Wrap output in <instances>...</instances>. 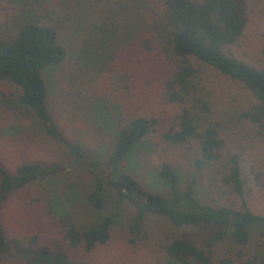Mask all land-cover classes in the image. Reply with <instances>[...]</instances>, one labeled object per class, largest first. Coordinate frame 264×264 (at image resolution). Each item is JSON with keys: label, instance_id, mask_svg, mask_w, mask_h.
I'll return each mask as SVG.
<instances>
[{"label": "rangeland", "instance_id": "1", "mask_svg": "<svg viewBox=\"0 0 264 264\" xmlns=\"http://www.w3.org/2000/svg\"><path fill=\"white\" fill-rule=\"evenodd\" d=\"M129 3L131 0H0V38L11 39L27 23L57 30L67 57L44 72L48 106L57 126L81 146L86 160L105 166L114 147L116 129L130 112L152 116L159 120L157 131L125 159L124 171L148 191L168 196V186L157 176L159 167L166 162L178 170L181 192L192 185L203 204L240 208L239 199L220 182L227 158L236 154L241 157L252 186L255 174L260 176L259 185L247 201L254 213L264 215V144L256 136L255 126L240 116L252 99L240 83L201 63L194 64L196 96L210 107L208 115H200L201 125L217 124L224 141L223 161L201 171L194 167L198 158L195 142L172 146L160 136L174 120L179 106L163 97L166 70L159 56L133 51L127 54V58H135L132 68L139 78L131 85L132 93H125V100L121 101V82L113 79L121 73L122 56L133 48L132 41L125 37L129 30L133 31ZM135 14L138 18V5ZM232 52L247 63L264 67V0H249V22ZM13 92V87L0 82V164L10 173L24 163H56L62 171L14 192L2 205L0 217L9 235L36 236L45 245L59 242L73 260L90 264H168L160 249L163 242L183 236L205 246L215 233L213 229L174 228L165 217L148 215L142 233L132 234L129 225L135 207L128 201L118 205L117 194L109 187L103 209H94L86 201L93 185L91 175L47 135L35 114L21 106ZM107 216L113 218V225L106 245L92 252L84 248L74 251L63 241L62 222L74 223L78 228L90 227ZM250 235L254 245L264 240V228L253 230ZM208 249L213 251L214 264L237 252L229 238ZM0 264L11 263L0 258Z\"/></svg>", "mask_w": 264, "mask_h": 264}, {"label": "trees", "instance_id": "2", "mask_svg": "<svg viewBox=\"0 0 264 264\" xmlns=\"http://www.w3.org/2000/svg\"><path fill=\"white\" fill-rule=\"evenodd\" d=\"M137 5L140 7L138 18L134 17ZM127 7L133 17L129 21L133 31L129 30L125 37L128 42L132 41L133 48L122 56L121 73L113 79L121 82V101L125 100L122 98L125 93H132L131 85L139 78L132 68L135 58H127V54L133 51L159 56L166 70L163 97L168 103L179 106L174 120L160 135L163 142L172 146L195 142L198 158L194 167L197 171L220 163L224 141L218 126L209 123L202 127L200 121V115L210 113L209 103L196 96L194 64L201 63L240 83L248 91L252 99L240 116L255 126L256 136L264 144V67L247 63L232 52L249 22V0H131ZM124 49L121 48V52ZM66 57L67 52L54 27L36 23L21 25L11 39L0 38V82L13 87L17 101L35 114L47 135L68 151L73 162L86 168L93 182L86 196L88 204L102 210L106 188L113 189L118 205L128 201L135 207L129 225L130 232L135 235L142 233L148 215L163 216L174 228L215 230L205 246L183 236L163 242L160 249L168 264H214L213 251L208 247L226 238L237 246V252L217 264H264V240L252 245L250 235L253 230L264 228V215L254 213L247 201L259 185L260 176L255 174L252 186L241 157L231 155L226 160L225 174L220 182L239 199L240 208L212 206L197 199L192 185L181 192L178 170L164 162L157 176L168 186V196L152 193L123 167L125 159L157 131L159 120L152 116L131 115V112L116 129L114 147L106 165L86 160L81 146L68 139L57 126L48 106L49 89L44 72L63 63ZM60 171L62 166L56 163H24L10 173L0 164V209L14 192ZM62 224L63 241L70 249L84 248L92 252L110 241L113 218L104 217L90 227L78 228L67 221ZM0 258L11 264H90L85 260H73L59 242L45 245L36 236L9 235L1 217Z\"/></svg>", "mask_w": 264, "mask_h": 264}]
</instances>
